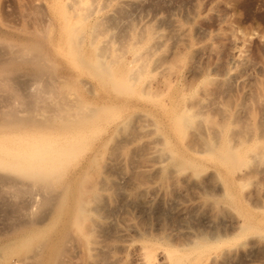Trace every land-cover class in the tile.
I'll return each mask as SVG.
<instances>
[{
    "label": "rangeland",
    "instance_id": "rangeland-1",
    "mask_svg": "<svg viewBox=\"0 0 264 264\" xmlns=\"http://www.w3.org/2000/svg\"><path fill=\"white\" fill-rule=\"evenodd\" d=\"M22 47L47 65L0 81V264H164L214 235L187 264H264V0H0V68Z\"/></svg>",
    "mask_w": 264,
    "mask_h": 264
},
{
    "label": "bare ground",
    "instance_id": "bare-ground-1",
    "mask_svg": "<svg viewBox=\"0 0 264 264\" xmlns=\"http://www.w3.org/2000/svg\"><path fill=\"white\" fill-rule=\"evenodd\" d=\"M82 22V21H81ZM73 26V25H72ZM71 26V27H72ZM78 26V25H77ZM71 27L69 28V30L68 31H70V29H71ZM78 29L76 28V25H75V27H73V29L70 31V42H71V44H72V48L69 50V53H70V55L72 54L74 57L76 56L77 58H78V56H79V58H82V57H80V53H81V48H80V45L81 44H83V43H81V41L82 40H84L83 39V37H82V40H81V36H78L77 35V33L76 32H78L77 31ZM69 34V33H68ZM84 35V34H83ZM69 38V37H68ZM93 39V38H92ZM92 42H93V40H91ZM82 46V45H81ZM99 48V47H98ZM31 49V48H30ZM29 52V49L28 48H25V47H22V49L19 51V57H14L15 59L14 60H12V59H10V60H8L7 62H8V66L7 67H4V68H0V81L2 82L1 83V85H2V87H4L5 88V90H7V91H9L10 92V90H13L14 89V86L15 85H13V84H10L9 83V80L10 79H12L11 78V76H12V72L15 70V69H17L15 66L17 65L18 66V61H20L21 59V62L22 63H25V64H31L32 66H33V68H35V73H36V75H38L37 76V78L39 77V79H42L43 77L42 76H40V75H42L43 73H44V71H45V68H46V66L45 65H47L45 62L47 61V60H45L47 57H46V55H44L43 54V56L41 55V54H38V55H36V56H32L31 58H27L26 57V54H28V52ZM102 51V50H101ZM65 54V53H64ZM147 54V53H146ZM69 55V56H70ZM134 58H132V60H131V62H132V64L131 65H129L130 66V68L129 67H127V69H125L124 70V72H129V74H130V77H133V78H137V77H139V74H140V72L142 71V73H144V70L143 69H146L145 68V63H146V65H147V62H148V60L147 59H145L144 58V56L145 57H147L146 55H142L141 53H139V52H137V50L134 52ZM15 56V55H14ZM72 57V56H71ZM102 57V56H101ZM74 59V58H73ZM144 59L145 60H147V61H144ZM84 60V59H83ZM86 60V59H85ZM45 61V62H44ZM101 61V59H100V57H98L97 56V58H94V59H92L91 60V62L94 64V66H95V63H97L98 62V64H99V62ZM112 61V60H111ZM117 61V60H116ZM115 61V62H116ZM45 64H44V63ZM81 62H83V61H81ZM87 62V61H86ZM85 63V62H84ZM112 62H110V63H107V64H103V65H101L100 67H102V70L104 71V76H105V78L104 77H102V78H104V79H109L112 83H115L116 82V84H118V76L116 75V72L111 68L112 67V65L113 64H111ZM2 64H4V63H1V65ZM89 64V63H88ZM83 65H85V64H83ZM3 66V65H2ZM87 66V65H86ZM93 66V67H94ZM15 67V68H14ZM96 67V66H95ZM101 70V71H102ZM17 71V70H16ZM47 71V70H46ZM15 72V71H14ZM17 73V72H16ZM35 73H33L34 74V76H36L35 75ZM141 73V74H142ZM45 74V73H44ZM43 74V75H44ZM98 75L100 76V75H102L103 76V74L101 73V74H99L98 73ZM52 76V75H51ZM50 76V77H51ZM41 77V78H40ZM50 77H49V80L47 79V81H49V83L48 84H46L45 82H43L42 83V85H44V84H46V87L48 88V89H53V85H54V87H55V84H53V76H52V83H51V80H50ZM100 78H101V76H100ZM14 80V79H13ZM13 80H11V81H13ZM16 80V79H15ZM15 82V81H14ZM104 82V81H103ZM53 84V85H52ZM148 84V83H147ZM11 85H13V87L11 86ZM43 88L45 87V85L44 86H42ZM3 88V89H4ZM43 88H41L42 90H43ZM16 90V89H15ZM41 90V91H42ZM45 90H46V88H45ZM44 91V90H43ZM13 93V92H12ZM13 95V94H12ZM16 94H14L13 95V97L15 96ZM16 98V97H15ZM17 98H19V96H17ZM20 99V98H19ZM14 100H16V99H14ZM18 101V103H19V100H17ZM16 101V102H17ZM21 102V101H20ZM15 107H17V106H15ZM16 110V109H15ZM18 110V109H17ZM16 110V111H17ZM12 112V111H11ZM13 113H15V112H13ZM196 117H198L197 116V113L196 112H189L188 110H185V111H182L180 114H179V117H178V121H179V123L180 124H182V125H184V127H192L193 125H194V122L196 121L195 119H196ZM155 148V147H154ZM225 152V151H224ZM238 151L237 150H233V148L231 149L230 148V150H228L227 152H225L222 156H220V157H222V158H224V160H226V161H224V162H227V160L230 158V157H232L233 155V157L235 158V160H238V158L236 159V157H238ZM230 154V155H229ZM228 157V158H227ZM223 161V160H222ZM240 161H241V159H240ZM243 162V161H242ZM245 163V162H244ZM1 165V167L3 166L4 168H6V167H8V165L6 164V163H1L0 164ZM17 172L18 173H20V174H25V175H29V176H32L33 177V179H31V180H33V181H31L30 183H27L29 186L30 185H37V184H41V183H45V182H47L48 180H50L49 178H48V176H47V174L45 175V172L43 171V172H32L31 171V169H30V167H28L27 165H25V164H21V165H19L18 166V168H17ZM254 174V173H253ZM3 180V179H2ZM4 181V180H3ZM16 184H20V182H18V183H16ZM26 183H24L23 185H27ZM42 185V184H41ZM19 186H22V185H19ZM31 186V187H32ZM38 187V186H37ZM49 201V200H48ZM50 203V202H49ZM259 204V203H258ZM81 210H80V212L82 213V209H83V207H81L80 208ZM83 210H85V209H83ZM80 219H81V217H79ZM243 226V225H242ZM122 231H124V230H122ZM204 235V234H203ZM215 236V235H214ZM214 236L212 237H210V238H207V236L206 237H202V238H196V239H194V238H192L191 237V240H190V242L189 241H187V242H189V243H187V245H188V247H186V248H183L182 249V251L180 252V253H178V251H177V249H172V248H167V249H165L164 251H162V255L160 254L159 256H162V258L163 259H166V261H165V263L164 264H187L190 260H192L194 257H202V255H206L208 252H211V250H212V248H214V247H216V245H219V243L221 244V242L222 241H224V240H222L221 238H214ZM125 247V246H124ZM127 247V246H126ZM125 247V248H126ZM141 247V246H140ZM140 249V252H139V255H138V261H136V262H138V264H159V261H157L158 259V255L156 256L155 255V252H154V250H153V248L150 246V245H148V244H146V245H143L141 248H139Z\"/></svg>",
    "mask_w": 264,
    "mask_h": 264
}]
</instances>
